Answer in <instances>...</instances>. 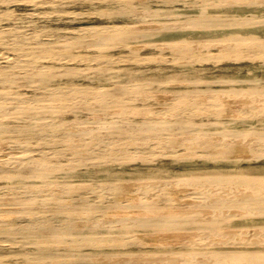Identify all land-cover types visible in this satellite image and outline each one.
I'll list each match as a JSON object with an SVG mask.
<instances>
[{
  "label": "bare ground",
  "instance_id": "obj_1",
  "mask_svg": "<svg viewBox=\"0 0 264 264\" xmlns=\"http://www.w3.org/2000/svg\"><path fill=\"white\" fill-rule=\"evenodd\" d=\"M111 1L0 0V153L3 142L12 150L0 157V207L8 196L17 214L13 224L0 221L9 249L4 254L0 245V264H264V172L162 176L134 187L139 180L108 176L94 189L71 194L77 187L74 173L82 168H102L109 175L111 166L183 153L196 159L231 155L234 162L264 159V81L181 80L171 74L142 81L134 75L264 61V33L259 32L264 0H135L140 19H167L159 30L154 23V28L138 30L108 26L95 21L101 11L74 9L76 3ZM176 16L184 19L169 20ZM168 28L199 31L201 37L155 42ZM218 29L232 33L216 39L202 35ZM248 44L254 49L245 52ZM137 46L136 55L115 54ZM161 48L170 51L157 55ZM125 76L115 88L108 85ZM160 93L172 97L157 99ZM231 100L239 105L225 116L223 107L230 108ZM157 101L163 106L154 107ZM146 107L150 114L141 116ZM67 124L74 130L57 132ZM105 131L118 135L99 136ZM161 133L184 137V142L159 138ZM201 135L221 143H201ZM90 139L96 140L94 146ZM7 178L14 183L8 185ZM162 189L173 192L175 208L165 206L170 200L157 194ZM114 192L121 193L118 199H109ZM64 197L74 204L59 203ZM108 208L117 214L99 215ZM142 208L151 214L139 213ZM76 210L85 217L76 218ZM127 210L131 213L119 214ZM236 221L257 225L228 231ZM62 230L72 232L69 242ZM29 235L35 239L25 241ZM138 239L142 247L129 260L116 255L102 263L81 253L112 246L127 250L137 247ZM74 250L82 258L79 263L69 252Z\"/></svg>",
  "mask_w": 264,
  "mask_h": 264
},
{
  "label": "rangeland",
  "instance_id": "obj_2",
  "mask_svg": "<svg viewBox=\"0 0 264 264\" xmlns=\"http://www.w3.org/2000/svg\"><path fill=\"white\" fill-rule=\"evenodd\" d=\"M136 1L135 0H113L111 2L90 4V5H86L83 3H76L74 5V9L80 10L85 6H88L89 8L99 10V11H101L102 15L99 18L95 19V21H97L98 23L108 25V26L120 25V26L131 28V29L134 28L136 30L154 28L153 25L154 26L156 25L157 27H159L158 30L161 29L162 27H164V24H159V23L160 22H166L167 19L160 18V17L149 19L146 21L140 19L138 14H137V11H136V10H138V6H137ZM52 9H58V7L55 5H52ZM48 10H50V9H48ZM102 16H104V17H102ZM183 19H184V16H176V17L170 18L169 20L170 21H181ZM146 25H148V26H146ZM136 26H138V27H136ZM156 26H155V28L157 29ZM156 29H154V30H156ZM198 32L199 31H194V30H180V29L168 28V29L160 32L154 38V40H155V42H161L163 40L176 38V37H179L182 35H190L193 38H198L200 36V34H198ZM259 32L264 33V29L259 31ZM228 33H232V31L225 30V29H218V30L206 31V32L202 33V35H204V37L216 39V38H220L221 36H224L225 34H228ZM248 33H250V30ZM134 44L141 45V42L134 43ZM139 47L140 46H137L134 48L132 47L131 49H128V50L122 49L120 51H115V54L117 53V54L123 55V56L136 55L137 52L139 51L138 50ZM253 49H254V46L251 44L244 45V47H243V50L245 52L251 51ZM169 51H170V49H168V48H161V49L157 50L156 54L157 55L158 54L164 55L166 53L168 54ZM175 67H177V66H175ZM126 72H130V71H121V73L123 75H127ZM169 74L180 76L181 80H189V79H195V78H207L208 79V78H227V77H229V78H250V79H254V82H260V81H264V61L261 59V57H259L257 60H255L253 62L252 61H246V62H238V63L224 64V65H218L216 63H211V64H207L206 68H200L197 66L196 67L181 66V67H177L173 71H167V70L159 69V71L156 73L151 72V71H146V72H142L138 75L137 74H134V75L138 76L139 80L146 81L148 79L150 80V77H158V76L168 77ZM256 78H258V79H256ZM126 79H127L126 76L122 77V78H117L113 81H110V83L108 85L112 88H115L116 87L115 85L118 86V84L120 82H123ZM201 85L207 86V85H205V83H202ZM164 94H166V96ZM169 95L170 94H167V93H163V94L160 93L157 99H160V97L162 96L163 99H165V101H166L167 99L172 97L171 95L170 96ZM204 101H205V99H204ZM230 102L232 104V106H231L232 108L230 106H229L230 108H228V106H226L227 108L223 107L225 112L223 110H222V112L224 113L225 116L228 115L230 113V111H232L234 109L233 107L239 105V104L236 105L237 102L235 103V101H234L235 104H233L232 100ZM160 104H161L160 101L159 102L157 101V102H154L153 105H154V107L163 106ZM149 108L150 107L142 108V110H141L142 112L140 115L141 116H147L148 114H150ZM114 110H116V109H114ZM143 110H144V112H143ZM145 113H146V115H145ZM71 120H72V118L69 117V121H71ZM70 127H71V124H67L66 126L63 125L62 127L58 128L57 132L60 134H66V133L74 130L73 128L71 129ZM111 134H115V133L110 132V131H105V132H101V134L99 136L105 137V136H109ZM135 134H129V135H131V136L132 135H135V136H141L142 135V134L140 135V133H135ZM143 134H145V133H143ZM171 134L172 133H164V134L161 133L158 135V137L159 138H161V137L166 138L169 136L168 138L171 139L173 142L176 141L174 143H177L180 140L179 143H177L180 145L184 142V137L182 138L181 136H177V135L175 136L174 134H173L174 136H172ZM115 135H118V134H115ZM126 135H128V134H124V136H122V137H125ZM178 137H180V138L178 139ZM200 137L201 138L199 139V141L201 143L209 144V143H212L213 141H215V143H221L219 140H216L214 138H211V140H210V138L206 135H201ZM13 140H15V139H13ZM95 141L96 140H94V139H90L89 140L90 145L93 144L92 146H94ZM217 141H219V142H217ZM3 143H5V142H3ZM3 143H2V147L4 146V148H2V150L3 149L4 150L2 151L3 152L2 154L0 153V157H2V158H4L5 154L10 153L12 151V150H9L10 144L8 142L6 144H3ZM230 146H234V145L229 144V148H232ZM251 146L252 145H249L247 147L246 151H249V149H251ZM33 147L38 148V145L33 144ZM80 155H88V152H86L85 154H78V156H80ZM180 155L181 156L177 155L178 158L177 157L173 158V159L164 158V159L159 160V161L148 162L147 164L128 162L119 168H115V167L111 166L110 170L112 171V173L109 175L102 168H101V170L99 168L98 169L97 168L78 169L74 173V178H73L74 184H77V187L74 188V190L71 192V194H81L82 192L85 193V191H88L90 189H94L95 185H98L101 183H106V178L108 176L109 177L112 176V178L114 176H116L120 179H124L125 181H128L129 179L139 180L138 182L133 183L134 185H132V187H134L137 184L138 185H140V183L142 184V182L147 183L148 182L147 180H149L151 178H158V177H162V176L194 174V173L204 174V173L215 172V171H231V172H233L236 170L248 171L250 173L264 172V159H255L254 156H251V153L247 154V156L250 155L253 159H251L247 162H234L230 159L231 155H229L225 159H224V157L216 158L214 156L212 158L209 157V158H197L196 159V158H190L189 154L183 153ZM244 155L245 154H242L240 156H244ZM69 158L70 157L58 158V159H55V161L65 162V161H68ZM59 180H61V179H59ZM7 183H8V185H12L14 182L10 178H7ZM78 186H80V187H78ZM120 194L121 193L117 194L114 192L110 196H108V198L111 200H116V199H118ZM157 194L164 195L165 198H168V201L170 200L169 202H166V204H165L166 207L167 206H171V207L173 206L175 208V205H174L175 202L173 199V192L170 189H162V191L157 192ZM89 195H92V193H89ZM1 202H2L3 206H1L2 208L0 207V209L2 211L0 213V221L5 222V223H7V222L12 223V224L15 223L17 221L16 220L17 214H15L11 211V207H9L10 205L8 206L9 203L12 206L13 202H11V199L8 198V196L5 197ZM59 203H61L63 205L71 206L74 204V201H73V199H71L69 197H64L63 199H59ZM6 206H7V208H6ZM147 211H149V212H147ZM151 211H152L151 209L147 210L146 208H144L142 210V212H139V213L151 214L150 213ZM130 213L131 212H129L128 210L126 212H124V211L119 212V214H130ZM116 214H117L116 212H114L113 210H111L109 208L104 210L103 212L99 213L100 216H103L105 218H109L110 216L116 215ZM74 215L76 218H84L85 217L79 210H76V212H74ZM88 217H93V216L89 215ZM80 222H82V221H80ZM260 223H262V222H260ZM254 225H257V224H256V222H253V221H244V222L243 221H240V222L236 221L235 223L232 224L231 227H229L227 229H229L228 231L234 230V232H235V231L247 229L248 227H252ZM224 231H227V230H224ZM61 233H62L61 236L63 237V239L66 242H69V240L73 237L72 232H69L67 230H62ZM6 235H7L6 232H4V231L0 232V245L3 248L2 252L4 254H7L9 252V249L7 246L8 243L5 240ZM33 237L34 236L29 235L24 240L25 241H30V240L33 241L35 239ZM141 242L142 241L140 239H138L137 247L127 249V250L124 247L112 246V247H110L104 251H102V250L93 251L92 250L91 252L86 251V252H81V253L82 254L90 253L91 255H94L92 257H94L95 261L102 262V263H105L106 261L110 262V259L116 255H122L125 257V260L126 259L129 260L130 258L134 257V255H132L130 253L139 252V250L142 247ZM69 252L73 253L72 259L76 263H79L82 261V258L80 257V255H78L79 252L77 250L69 251ZM102 253H104V254L101 255ZM111 264H113V263H111Z\"/></svg>",
  "mask_w": 264,
  "mask_h": 264
}]
</instances>
